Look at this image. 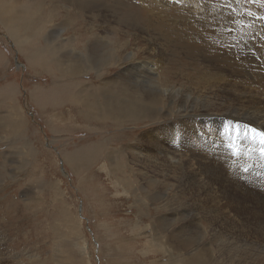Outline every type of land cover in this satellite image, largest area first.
Returning a JSON list of instances; mask_svg holds the SVG:
<instances>
[{
  "label": "rangeland",
  "instance_id": "rangeland-1",
  "mask_svg": "<svg viewBox=\"0 0 264 264\" xmlns=\"http://www.w3.org/2000/svg\"><path fill=\"white\" fill-rule=\"evenodd\" d=\"M0 1V264H264V0Z\"/></svg>",
  "mask_w": 264,
  "mask_h": 264
},
{
  "label": "bare ground",
  "instance_id": "bare-ground-1",
  "mask_svg": "<svg viewBox=\"0 0 264 264\" xmlns=\"http://www.w3.org/2000/svg\"><path fill=\"white\" fill-rule=\"evenodd\" d=\"M1 2V1H0ZM3 3H5L4 1H2ZM8 3L6 4V6H7V8H4V7H2V8H4L6 11H7V22H9L10 23V26H12L11 25V23L13 22V20H14V18H15V13H16V10H15V5H14V1H12V0H9V1H7ZM204 1L203 0H186V4L187 5H189L190 6V8L192 7V8H194V9H196V11L191 15V14H188V15H186V18L188 19V21L189 22H191V24H189L190 26H191V28H192V26L193 27H195L196 26V24H197V26L198 27H201V26H199L200 24L199 23H206V24H208V25H212V26H214V24H215V22H216V20L214 19L213 20V17H208V16H205L204 14H202L201 15V17H202V19L200 20V18H199V15L200 14H197L198 12H199V10H200V6L202 7V8H207V6H208V4H209V2L207 3V2H205V3H203ZM2 3V4H3ZM80 3V2H79ZM26 5V4H25ZM79 5V4H78ZM81 5V4H80ZM205 5H207V6H205ZM5 6V7H6ZM24 6V5H23ZM205 6V7H204ZM18 7L20 8V6L18 5ZM22 7V6H21ZM25 8V7H24ZM28 8V7H27ZM4 9H3V11H4ZM17 9V8H16ZM20 10H22V9H20ZM29 10V9H28ZM205 10V9H204ZM25 11V10H24ZM30 11V10H29ZM77 11V10H76ZM22 12H23V10H22ZM26 12V11H25ZM33 12V10H31V13ZM21 13V12H20ZM24 13V12H23ZM33 13H35V12H33ZM2 14H4L3 12H2ZM18 15H20V14H18ZM28 15V14H27ZM3 16V15H2ZM17 19V18H16ZM21 19V18H20ZM29 19H31V18H29ZM28 19V21H30ZM27 20V19H26ZM32 20V19H31ZM234 20V19H233ZM244 20V19H243ZM246 20V19H245ZM249 20H250V18H249ZM20 21V20H19ZM195 21V22H194ZM248 21V20H247ZM252 21V20H251ZM7 22H5V23H7ZM21 22H23V20L21 21ZM34 22V21H33ZM36 22V21H35ZM24 23V22H23ZM252 23V22H251ZM27 24V23H26ZM37 24V23H36ZM254 24V23H253ZM256 24V23H255ZM264 24V23H263ZM7 25H8V23H7ZM23 25V24H22ZM35 25V24H34ZM39 25V24H38ZM241 25V24H240ZM260 25V24H259ZM14 26H16V25H14ZM203 26V25H202ZM20 27V26H19ZM23 27H26V28H24V29H26V30H30V28L31 27H33V25H31V21L29 22V26H25V24H24V26ZM28 27H29V29H28ZM40 28H42V27H40ZM110 28V27H109ZM243 28H245V27H243ZM13 29H15V28H13ZM251 29H253V25H251L250 26V30ZM20 29L18 28V31H19ZM255 30L260 34V38L259 39H257V38H255V37H258V35H255ZM12 31V30H11ZM16 30H13V34H16V32H15ZM25 31V30H24ZM31 31V30H30ZM248 31V30H247ZM25 32H28V31H25ZM62 32V31H61ZM246 32V31H245ZM253 36H251L250 37V43H251V45H253V47L255 48V49H257V51H258V53L261 55V58H264V25H262V26H257L256 27V29H254L253 31ZM21 34V33H20ZM24 34V33H23ZM29 35V34H28ZM247 35V34H246ZM246 35H244V37L246 36ZM17 36V35H16ZM15 36V37H16ZM25 36H27V35H25ZM249 37V36H248ZM98 38V37H97ZM246 38H247V36H246ZM16 39V38H15ZM19 39V38H18ZM22 39V38H21ZM23 39H25V38H23ZM60 39V38H59ZM245 39V38H244ZM254 40V41H253ZM20 42V41H19ZM50 42V41H49ZM21 46V45H20ZM94 51V50H93ZM100 52H101V50H100ZM96 53H97V51H96ZM93 54H95V53H93ZM263 55V56H262ZM96 56V55H95ZM97 58V57H96ZM99 58V57H98ZM102 58H104V56L102 57ZM101 57H100V59L101 60H104V59H102ZM106 58V57H105ZM260 58V57H259ZM107 59V58H106ZM258 60V59H257ZM261 61V62H260ZM257 63H258V66H260L261 68H263L262 66H264V65H262L263 63H264V60H258L257 61ZM253 65H256L255 63L253 64ZM144 72V71H143ZM147 73H148V79L150 80L151 78H152V76L154 75V70L152 69V67H150V68H148V70H147ZM262 81L264 82V79H262ZM261 81V82H262ZM153 82V81H152ZM115 84L116 85H118V81L117 82H115ZM106 85V84H105ZM120 87H121V92H123L124 90H126L127 88L126 87H124V86H122L121 84H120V86H119V89H120ZM117 88V87H116ZM106 90V89H105ZM163 91L164 90H166V93H167V90H169V89H162ZM183 90V89H182ZM128 91V90H127ZM134 91V90H133ZM132 91V92H133ZM181 91V90H180ZM103 92V91H102ZM129 93H130V91H128ZM165 92V91H164ZM177 91H171L170 93H174L173 95H171V96H174L175 97V93H176ZM218 92V91H217ZM123 93H125V92H123ZM131 94V93H130ZM134 95V94H133ZM137 95V94H136ZM145 98L147 99V101H151V99H152V97H154V99H155V94L154 93H152V92H149V91H147V92H145ZM230 96V95H229ZM183 98V97H182ZM185 98V97H184ZM125 99V98H124ZM177 99H178V97H177ZM127 100V99H126ZM129 100V99H128ZM137 100V99H136ZM187 100H191L193 103L195 102V101H197V103H198V98H196V97H194V98H192V96L191 95H187ZM239 100V99H238ZM141 101V100H140ZM140 101H138V102H140ZM175 101H176V99H175ZM179 101V100H178ZM258 101V100H257ZM181 102H183V101H181ZM243 102V101H242ZM178 103V102H177ZM180 103V102H179ZM178 103V104H179ZM190 103V102H189ZM188 103V101H187V105L189 104ZM196 103V102H195ZM201 103V102H200ZM232 103V102H231ZM234 103V102H233ZM258 103V102H257ZM263 103V102H262ZM141 104H142V101H141ZM236 104V103H235ZM234 104V105H235ZM252 104V103H251ZM185 105V104H184ZM187 105H185V106H183V107H187ZM199 105V104H198ZM202 105V104H201ZM204 105H205V103H204ZM227 106H229V104H226ZM241 105H242V103H241ZM247 105V104H246ZM173 106V105H172ZM175 106V105H174ZM194 105H192V107H193ZM233 106V105H232ZM243 107H245V105H242ZM242 106H240L241 108H242ZM175 107H177V106H175ZM205 107V106H204ZM207 107V106H206ZM205 107V108H206ZM216 107V106H215ZM144 108V107H143ZM197 108V107H196ZM203 108V107H202ZM237 108V107H236ZM253 108V107H252ZM213 109V108H212ZM229 109V108H228ZM232 109H233V107H232ZM251 109V108H250ZM197 110V109H196ZM239 110V109H238ZM115 111V110H114ZM192 111H193V109H192ZM226 111V110H225ZM254 111H256V110H254ZM253 111V112H254ZM118 112V111H117ZM181 112H183V111H181ZM190 112V111H189ZM195 112V111H194ZM194 112H192V113H194ZM249 112V111H248ZM137 113V112H136ZM136 113H134L135 114V116H136ZM173 112H170L169 114L171 115ZM227 113V112H226ZM255 113V112H254ZM254 113H253V115H254ZM256 113H257V111H256ZM263 113V112H262ZM142 114V113H141ZM185 114H186V112H185ZM196 114V113H195ZM206 114V113H205ZM230 114H232L231 112H230ZM238 114V113H237ZM193 115V114H192ZM224 115V114H223ZM245 115V114H244ZM183 116V115H182ZM185 116V115H184ZM142 117V116H141ZM188 117V116H187ZM179 118V117H178ZM177 118V119H178ZM186 118V117H185ZM185 118L183 119L185 122L187 121V120H185ZM188 118H190V117H188ZM188 118H186V119H188ZM237 118V117H236ZM191 119V118H190ZM194 119V118H193ZM196 119V118H195ZM224 119V118H223ZM226 119V118H225ZM224 119V120H225ZM235 119V118H234ZM251 119V118H250ZM180 120V119H179ZM182 120V119H181ZM182 120V121H183ZM198 120V119H197ZM202 120V119H201ZM264 120V119H263ZM177 121V120H176ZM173 122H174V120H173ZM178 122V121H177ZM180 122V121H179ZM178 122V123H179ZM204 121H202V123H203ZM237 122V121H236ZM180 123H182V122H180ZM187 123V122H186ZM195 123V122H194ZM200 123H201V121H200ZM201 123V124H202ZM172 124V123H171ZM215 124V123H214ZM213 124V125H214ZM243 124V123H242ZM179 125V124H178ZM177 124H176V126H178ZM181 125V124H180ZM183 125V124H182ZM181 125V126H182ZM174 127H175V125H173ZM188 126V125H187ZM217 126V125H216ZM244 126V125H243ZM200 127V126H199ZM204 127V126H203ZM203 127H200V128H203ZM206 127V126H205ZM221 127V126H220ZM248 127V126H247ZM158 128H160V127H158ZM157 128V129H158ZM163 128V127H162ZM172 128V127H171ZM180 128V127H179ZM182 128V127H181ZM185 128V130H186V127H184ZM243 128V127H242ZM241 128V129H242ZM250 128H251V126H250ZM161 129V128H160ZM159 129V130H160ZM164 129V128H163ZM166 129V128H165ZM164 129V130H165ZM175 129V128H174ZM176 129H178V128H176ZM156 130V129H155ZM181 129H179V131H180ZM184 130V129H183ZM188 130H190L191 131V129H188ZM221 130V129H220ZM229 130V129H228ZM227 130V128H226V131H228ZM162 131V130H161ZM171 131H173V129L171 130ZM177 131V130H176ZM195 131H196V128H195ZM195 131L194 132H192L191 131V133H194L195 134ZM202 131H203V129H202ZM206 131H208L207 129H206ZM216 131V130H215ZM230 132H231V130H229ZM248 131V130H247ZM178 132V131H177ZM182 132V131H181ZM184 132V131H183ZM182 132V133H183ZM186 132V131H185ZM205 132V131H204ZM211 132V131H210ZM221 132H223V130L221 131ZM241 132V131H240ZM156 133V132H155ZM164 133V132H163ZM166 133V132H165ZM175 133L176 132H174V135H175ZM180 133V132H179ZM187 133H188V131H187ZM212 133H213V131H212ZM154 134V133H153ZM157 134V133H156ZM181 134V133H180ZM184 134V133H183ZM186 134V133H185ZM190 134V133H189ZM193 134V135H194ZM205 134H207L206 132H205ZM214 134V133H213ZM231 134V133H230ZM241 134V133H240ZM243 134V133H242ZM155 135V134H154ZM158 135V134H157ZM192 135V134H191ZM200 135H202V134H200ZM212 135V134H211ZM220 135V134H219ZM164 136V135H163ZM176 136H179V135H176ZM190 136V135H189ZM253 136V135H252ZM149 137V136H148ZM152 137V136H151ZM155 137V136H154ZM161 137V136H160ZM169 137V136H168ZM175 137V136H174ZM200 137V136H199ZM212 137V136H211ZM158 138V137H157ZM162 138V137H161ZM171 138V137H170ZM173 138V137H172ZM181 138V137H180ZM194 138H195V136H194ZM147 139V137L145 138V139H143V140H146ZM156 139V138H155ZM178 139V138H177ZM192 139V138H191ZM204 139H206V138H204ZM226 139V138H225ZM142 140V139H141ZM153 140V139H152ZM169 140V139H168ZM171 140V139H170ZM187 140V139H186ZM208 140V139H207ZM245 140V139H244ZM139 141V140H138ZM157 141V140H156ZM160 141H162V140H160ZM182 141H183V139H182ZM188 141V140H187ZM201 141H202V139H201ZM212 141V140H211ZM226 141V140H225ZM143 142V141H142ZM142 142H140L139 141V143H142ZM150 142H151V139H150ZM153 142V141H152ZM137 143V142H136ZM157 143V142H156ZM155 143V144H156ZM165 143V142H164ZM163 143V144H164ZM186 143V142H185ZM202 143H204V142H202ZM201 143V144H202ZM206 143V142H205ZM213 143V142H212ZM223 143V142H222ZM252 143V145H253V142H251ZM144 144L146 145V143H145V141H144V143H143V146H144ZM152 144V143H151ZM150 144V145H151ZM154 144V143H153ZM154 144V145H155ZM167 143H165V145H166ZM169 144V143H168ZM167 144V145H168ZM171 144H173L172 142H171ZM197 144V143H196ZM191 145H193V144H191ZM190 145V146H191ZM256 145V144H255ZM141 146V145H140ZM143 146H142V148H143ZM149 146V145H148ZM147 146V147H148ZM156 146V145H155ZM184 146V145H183ZM186 146H187V143H186ZM203 146V145H202ZM205 146V145H204ZM211 146V145H210ZM145 147V146H144ZM161 147V146H160ZM215 147V146H214ZM221 147V146H220ZM252 147H254V145L252 146ZM141 148V149H142ZM183 148V147H182ZM197 148V147H196ZM201 148V147H200ZM146 149V148H145ZM159 149V148H158ZM167 149V148H166ZM165 149V150H166ZM170 149V148H169ZM184 149V148H183ZM182 149V152L181 153H183V150ZM131 150H133V149H131ZM137 150V149H136ZM143 150H144V148H143ZM143 150H141V151H143ZM146 150H148V149H146ZM151 150V149H150ZM173 150V149H172ZM186 150H188V146H187V148H186ZM190 150H192L191 149V147H190ZM189 150V152L191 153V151ZM196 150V149H195ZM203 151H205L204 150V148L202 149ZM209 150V149H208ZM121 151V150H120ZM152 151V150H151ZM155 151H157V150H155ZM167 151V150H166ZM170 151V150H169ZM181 151V150H180ZM202 151V152H203ZM207 151V150H206ZM211 151V150H210ZM209 151V152H210ZM122 152V151H121ZM126 152V151H125ZM134 152V151H133ZM132 152V153H133ZM145 152V151H144ZM165 152V151H164ZM172 152V151H171ZM195 152V151H194ZM201 152V153H202ZM138 153H139V150H138ZM146 153V152H145ZM152 153V152H151ZM161 153H162V151H161ZM166 153V152H165ZM180 153V152H179ZM200 153V152H199ZM200 153V154H201ZM127 154V153H126ZM136 154V153H135ZM150 154V153H149ZM158 154H159V152H158ZM167 154V155H166ZM165 155L166 156H168V154L169 153H166ZM187 155V153L185 152L184 153V155ZM195 154V153H194ZM193 153H192V155H194ZM251 154V153H250ZM142 155V154H141ZM147 155V154H146ZM145 155V156H146ZM162 155V154H161ZM160 155V156H161ZM190 155V154H189ZM204 155V154H203ZM207 155V154H206ZM205 155V156H206ZM209 155V154H208ZM136 156V155H135ZM135 156H134V158H135ZM143 156V158H144V155H142ZM148 156V155H147ZM152 156V155H151ZM150 156V157H151ZM156 156V155H155ZM164 156V155H163ZM172 156H174V155H172ZM179 156H181V155H179ZM191 156V155H190ZM185 157V156H184ZM195 157V156H194ZM230 157V156H229ZM146 158V157H145ZM158 158V157H157ZM164 158V157H163ZM169 158V157H168ZM171 158V157H170ZM177 158V157H176ZM200 158V156H198V159ZM212 158V157H211ZM142 159V158H141ZM140 159V160H141ZM147 159H149V158H147ZM150 159H152V158H150ZM153 159H154V155H153ZM164 159H166V158H164ZM174 159V158H173ZM181 159V158H180ZM208 159V158H207ZM214 159V158H213ZM257 159V158H256ZM146 160V159H145ZM179 160V159H178ZM177 160V161H178ZM248 160V159H247ZM258 160V159H257ZM139 161V160H138ZM159 161H161V160H159ZM158 161V162H159ZM176 161V160H175ZM209 161V160H208ZM207 161V162H208ZM147 162H148V160H147ZM150 162V161H149ZM155 163H156V161H154ZM164 162V161H163ZM166 162H168V161H166ZM170 162V161H169ZM188 162V161H187ZM186 162V163H187ZM190 162H193L192 160L190 161ZM203 162V161H202ZM210 162H211V160H210ZM209 162V163H210ZM250 162H252L253 164H255L256 162L254 161H251V158H250ZM142 164H143V162H141ZM151 163V162H150ZM165 163V162H164ZM163 163V164H164ZM171 163H174V161L173 162H171ZM178 163V162H177ZM177 163H175V165L177 164ZM180 163H182V162H180ZM222 163V162H221ZM251 163V164H252ZM157 164V163H156ZM190 163L188 162V165H189ZM251 164L249 165V166H251ZM257 164H258V162H257ZM197 165V164H196ZM248 165V164H247ZM141 166V165H140ZM145 166V165H144ZM146 166H148L147 164H146ZM193 166H194V164H193ZM254 166H256V165H254ZM141 167H143V166H141ZM169 167V166H168ZM173 166H171V168H172ZM176 167V166H175ZM181 167V166H180ZM187 167V166H186ZM195 167V166H194ZM227 167H229V166H227ZM147 168V167H146ZM154 168V167H153ZM162 168H164L163 166L161 167V169ZM179 168V167H178ZM187 168H189V167H187ZM186 168V169H187ZM170 169V168H169ZM183 169V168H182ZM190 169V168H189ZM189 169H188V171H189ZM195 169V168H194ZM198 169V168H197ZM141 170V169H140ZM155 170H157V169H155ZM167 170H168V168H167ZM175 170V169H174ZM196 170V169H195ZM194 170V172H196ZM241 170V169H240ZM148 171H149V169H148ZM161 171V170H160ZM160 171H157V172H160ZM176 171V170H175ZM177 171H178V169H177ZM192 171H193V169H192ZM228 171V170H227ZM226 171V172H227ZM236 171V170H235ZM239 171V170H238ZM142 172V171H141ZM145 172V171H144ZM174 172V171H173ZM149 173H151V172H149ZM168 173V172H167ZM205 172H203V174H204ZM224 173V172H223ZM152 174V173H151ZM156 174V173H155ZM165 174V173H164ZM170 174V173H169ZM177 174V173H176ZM181 174V173H180ZM196 174V173H195ZM194 173L192 174V178L193 179H196L197 178V175H195ZM213 174V173H212ZM252 174V173H251ZM264 174V173H263ZM179 175V174H178ZM182 175H183V177H186L187 176V174H186V171H184L183 173H182ZM236 175V174H235ZM255 175V174H254ZM162 176H163V174H162ZM170 176V175H169ZM203 176H205V175H203ZM216 176H217V174H216ZM226 176H228V174L226 173ZM248 177V176H247ZM256 177V176H255ZM258 177V176H257ZM145 178V177H144ZM173 178H174V180L175 179H178L179 180V177L177 176V175H175V176H173ZM213 178V177H212ZM226 178H228V177H226ZM260 178H262L261 176H260ZM151 179V178H150ZM156 179V178H155ZM160 179V178H159ZM164 179V178H163ZM199 179V178H198ZM157 180V179H156ZM166 180V179H165ZM211 180H213V179H211ZM256 180V179H255ZM145 181H147V180H145ZM201 181V180H200ZM199 180H198V182H200ZM210 181V180H209ZM148 182V181H147ZM179 182V181H178ZM196 182V181H195ZM197 182V183H198ZM207 181H205V183H206ZM227 182V181H226ZM255 182V181H254ZM257 182V181H256ZM260 182V181H259ZM204 183V184H205ZM231 183V182H230ZM235 183V182H234ZM236 183H237V181H236ZM150 184V183H149ZM169 184V183H168ZM202 184V183H201ZM208 184V183H207ZM262 184V183H261ZM159 185V184H158ZM190 185V184H189ZM195 185V184H194ZM206 185V184H205ZM225 185H226V183H225ZM227 185H229V184H227ZM237 185V184H236ZM174 186H176V184L174 183ZM231 186V185H230ZM239 186V185H238ZM237 186V187H238ZM258 186H259V184H258ZM169 187H170V185L167 187L168 189H169ZM191 187H193V186H191ZM196 187V186H195ZM200 187V186H199ZM227 187H229V186H227ZM165 188V187H164ZM166 188V189H167ZM171 188H172V186H171ZM198 188V187H197ZM207 188V187H206ZM205 187H204V189H206ZM209 188V187H208ZM156 189V188H155ZM158 189H160V188H158ZM162 189V188H161ZM196 189V188H195ZM261 189V188H260ZM175 190H177V188L175 189ZM217 190V189H216ZM240 190V189H239ZM250 190V189H249ZM258 190V192H259V188L257 189ZM262 190H263V188H262ZM160 191V190H159ZM158 191V192H159ZM170 191V190H169ZM185 191V190H184ZM197 191V190H196ZM209 191V190H208ZM247 191V190H246ZM152 192V191H151ZM227 192V191H226ZM252 192H254L253 190H252ZM256 193H257V191H255ZM260 192H262V191H260ZM188 193V192H187ZM203 193V192H202ZM264 193V192H263ZM262 193V194H263ZM206 194V193H205ZM249 194V193H248ZM255 194V193H254ZM250 195V194H249ZM259 195V194H258ZM262 196V195H261ZM175 197V196H174ZM197 197V196H196ZM198 197H200V196H198ZM249 197V196H248ZM257 197V196H256ZM264 197V196H263ZM185 198H187V197H185ZM207 198V197H206ZM194 199H195V197H194ZM201 200H202V197L200 198ZM214 199V198H213ZM216 199V198H215ZM214 199V200H215ZM218 199V198H217ZM260 199V198H259ZM201 200L199 201V204H200V202H201ZM206 200V199H205ZM188 201H189V199H188ZM207 201V200H206ZM206 201H203V202H206ZM209 201V200H208ZM217 201V200H216ZM190 202H191V199H190ZM197 202V201H196ZM211 202V201H210ZM217 202H219V201H217ZM216 202V203H217ZM262 202V201H261ZM260 202V203H261ZM264 202V201H263ZM198 203V202H197ZM201 205H203V204H201ZM218 205V204H217ZM241 205V204H240ZM254 205H256L257 206V204H254ZM263 205H264V203H263ZM218 207V206H217ZM243 207V206H242ZM245 207V206H244ZM247 207V206H246ZM205 208H208V207H206L205 206ZM220 208H222V207H220ZM249 208V207H248ZM248 208H247V210H248ZM253 208V207H252ZM188 209V208H187ZM245 209V208H244ZM200 210H201V208H200ZM203 210V209H202ZM207 210V209H206ZM209 210V209H208ZM246 210V209H245ZM180 211V210H179ZM211 211V210H210ZM176 212V211H175ZM209 212V211H208ZM214 212V211H213ZM251 212V211H250ZM260 212H261V210H260ZM181 213V212H180ZM179 213V214H180ZM189 213V212H188ZM202 213H204V212H202ZM211 213V212H210ZM262 213H264V212H262ZM170 214V213H169ZM175 214V213H174ZM200 214V213H199ZM214 213H212L211 215H213ZM216 214V213H215ZM221 214V213H220ZM253 214V213H252ZM259 214V213H258ZM168 215V214H167ZM183 215H185V214H183ZM202 215V214H201ZM206 215V214H205ZM262 215H264V214H261V216ZM172 216V215H171ZM208 216V215H207ZM222 217H223V215H221ZM259 216V215H258ZM257 216V217H258ZM215 217V216H214ZM256 217V216H255ZM165 218V217H164ZM205 218H208V217H205ZM217 218V217H216ZM221 218V217H220ZM263 218H264V216H263ZM209 219V218H208ZM215 219V218H214ZM225 219V218H224ZM261 219V218H260ZM159 220V219H158ZM168 220V219H167ZM199 220V219H198ZM213 220V219H212ZM219 220V219H218ZM254 220V219H253ZM165 221V220H164ZM190 221V220H189ZM201 221H202V217H201ZM215 221V220H214ZM256 221V220H255ZM209 222V221H208ZM220 222H221V220H220ZM200 223H202V222H200ZM215 223V222H214ZM222 224V223H221ZM191 225V224H190ZM200 225V224H199ZM242 226V225H241ZM262 226V225H261ZM219 227V226H218ZM196 228V227H195ZM204 229L206 228V227H203ZM197 229V228H196ZM219 230V232L221 231L220 229H218ZM218 230H217V232H218ZM225 230V229H224ZM264 230V229H263ZM195 231V230H194ZM205 231V230H204ZM207 231V230H206ZM212 231H213V229H212ZM228 232L230 231L229 229L227 230ZM226 231V232H227ZM196 232H198V231H196ZM231 232V231H230ZM239 232V231H238ZM243 232V231H242ZM258 232V231H257ZM264 232V231H263ZM207 232H205V234H206ZM214 233V232H213ZM212 233V234H213ZM216 233V232H215ZM215 233H214V235H215ZM221 233H223V232H221ZM235 233V232H234ZM233 233V234H234ZM246 233V232H245ZM259 233V232H258ZM233 234H231V236H233ZM193 235V234H192ZM220 234L218 233V236H219ZM226 235V234H225ZM235 235V234H234ZM243 235V234H242ZM170 236V235H169ZM206 236V235H205ZM245 236V235H244ZM243 236V237H244ZM264 236V235H263ZM212 237H214V236H212ZM220 237V236H219ZM225 237V236H224ZM230 237V236H229ZM228 237V238H229ZM233 237H235V236H233ZM184 238V237H183ZM183 238H182V240H183ZM197 238V237H196ZM203 238V237H202ZM227 238V239H228ZM248 238V237H247ZM260 238H261V236H260ZM167 239V238H166ZM243 239V238H242ZM263 239H264V237H263ZM186 240V239H185ZM194 240V239H193ZM198 240V239H197ZM206 241V240H205ZM247 241V240H246ZM259 241V240H258ZM169 242V241H168ZM172 242V241H171ZM253 242V241H252ZM180 243H181V245H182V247L184 246V247H187V249H188V247L191 245V243H193L192 241H183V242H181V240H180ZM199 243H201V242H199ZM247 243V242H246ZM260 243V242H259ZM207 244V243H206ZM250 244V243H249ZM193 245V244H192ZM200 245V244H199ZM239 245V244H238ZM242 245V244H241ZM213 246V245H212ZM233 246V245H232ZM174 247V246H173ZM194 248H195V246H193ZM206 247V249L208 248V246H205ZM214 247L216 248V246L214 245ZM213 247V248H214ZM219 247V246H218ZM193 248V249H194ZM203 248V247H202ZM235 248V247H234ZM234 248H232V249H234ZM238 248V247H237ZM236 248V249H237ZM245 248V247H244ZM191 249V248H190ZM196 249V248H195ZM212 249V248H211ZM219 250H220V248H218ZM223 249V248H222ZM249 249V248H248ZM200 250V249H199ZM209 250V249H208ZM230 250V249H229ZM239 250V249H238ZM238 250H237V252H238ZM257 250V249H256ZM191 251V250H190ZM221 251V250H220ZM225 251H227L226 249H225ZM243 252H244V250H242ZM178 252V251H177ZM202 252H207V251H202ZM251 252V251H250ZM257 252H259V251H257ZM183 253V252H182ZM204 253V254H205ZM231 253V252H230ZM260 253H261V251H260ZM237 254H239V252L237 253ZM248 254H249V252H248ZM198 255V254H197ZM244 255V254H243ZM206 256H208V254L206 255ZM225 256V255H224ZM238 256V255H237ZM242 256V255H241ZM245 256V255H244ZM263 256V255H262ZM188 257V256H187ZM209 257V256H208ZM247 257V256H246ZM232 258V257H231ZM233 259V258H232ZM264 259V258H263ZM2 260V259H1ZM194 260V259H193ZM201 260V259H200ZM238 260V259H237ZM195 261H196V259H195ZM199 261V260H198ZM240 261V260H239ZM184 262H186V261H184ZM197 262V261H196ZM198 263V262H197ZM207 263V262H206ZM211 263V262H210ZM239 263V262H238ZM179 264V263H178ZM194 264V263H193ZM199 264V263H198Z\"/></svg>",
  "mask_w": 264,
  "mask_h": 264
},
{
  "label": "snow or ice",
  "instance_id": "snow-or-ice-1",
  "mask_svg": "<svg viewBox=\"0 0 264 264\" xmlns=\"http://www.w3.org/2000/svg\"><path fill=\"white\" fill-rule=\"evenodd\" d=\"M253 2H254V3H255V2H259V0H253ZM252 131H253V133H255L256 135H259V137H260V143H261V144H264V132L256 133V130H255V129H253ZM262 151H264V149H262Z\"/></svg>",
  "mask_w": 264,
  "mask_h": 264
}]
</instances>
